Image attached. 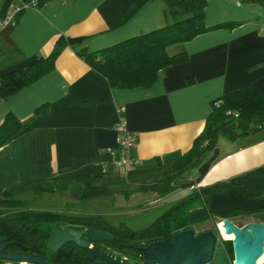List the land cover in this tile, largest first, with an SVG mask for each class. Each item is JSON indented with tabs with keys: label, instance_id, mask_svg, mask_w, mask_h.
<instances>
[{
	"label": "crops",
	"instance_id": "obj_1",
	"mask_svg": "<svg viewBox=\"0 0 264 264\" xmlns=\"http://www.w3.org/2000/svg\"><path fill=\"white\" fill-rule=\"evenodd\" d=\"M180 1L46 0L0 30V75L48 56L60 37L81 40L61 51L51 71L0 103V122L7 113L22 121L38 107L46 109L0 147L1 191L50 179L66 191L85 184L129 190L157 182L192 147L215 100L245 86L264 95V9L243 0H206L208 27L238 26L169 47L170 56L185 53L187 61L158 71L148 88H112L77 55L79 49L98 51L171 24L169 9ZM14 3L0 0V20ZM120 119L138 134L139 165L126 175L105 156L116 146ZM188 172L186 189L175 180V191L159 197L171 201L169 208L191 186L224 182L240 193L211 194L207 207L249 212L239 216L264 223V123L235 140L220 137Z\"/></svg>",
	"mask_w": 264,
	"mask_h": 264
},
{
	"label": "trees",
	"instance_id": "obj_2",
	"mask_svg": "<svg viewBox=\"0 0 264 264\" xmlns=\"http://www.w3.org/2000/svg\"><path fill=\"white\" fill-rule=\"evenodd\" d=\"M243 1L264 9V0ZM206 5V0H181L169 9L171 24L98 51L89 52L86 49H79L76 53L91 69L102 75L112 88L122 90L148 88L155 81L158 71L187 61L185 53L170 56L167 53L169 47L189 42L210 31L232 30L238 26L239 23L231 22L208 27L205 23ZM18 16L19 14L15 19ZM79 41L81 40L60 37L55 41L53 50L48 56L0 75V103L51 71L61 51L66 46H73ZM215 102H220L217 108L214 107ZM45 113V106H40L22 121L7 113L0 122V147L8 143L31 121ZM235 114L237 117H234ZM263 123L264 95L251 86L242 87L212 103V112L205 121L203 131L195 138L192 147L173 164L161 180L129 190L104 184L98 186L85 184L82 188L73 190L72 197L85 202L114 196H122L126 200L135 193L149 192L158 194L160 198L166 197L175 191L174 181L183 177L187 171L197 168L204 157L216 147L220 137L235 140L246 133L258 130ZM54 189L66 190L65 186L55 185L53 179L0 190V236L7 242H16L28 249L24 252L5 250V253L38 254L54 264H100L99 259L94 261L86 259L88 250H59L56 253L45 250L50 227L63 222L76 229L93 228L96 231L104 230L112 234L114 236L112 241L98 243L102 251L125 264H143L140 254L135 250L136 247H145L150 243L171 238L174 233L180 231H197L196 227L205 223L213 224L215 218L230 219L249 213L238 210L216 213L207 207L211 194L228 191L240 193L238 187L224 182L190 190L186 197L173 204L151 225L141 230H132L124 223L118 226L110 225L100 216L13 209L23 204V201L17 197L21 192L28 190L39 195L50 194ZM261 200L264 201V198ZM261 211L264 212V208ZM222 245L233 258L231 242L222 241ZM0 264L16 263L0 260ZM225 264H229L227 259Z\"/></svg>",
	"mask_w": 264,
	"mask_h": 264
},
{
	"label": "water",
	"instance_id": "obj_3",
	"mask_svg": "<svg viewBox=\"0 0 264 264\" xmlns=\"http://www.w3.org/2000/svg\"><path fill=\"white\" fill-rule=\"evenodd\" d=\"M219 234L232 235V264H257L264 257V223L249 222L243 226L235 225L230 219H222L217 225ZM52 238L45 244V249L56 253L67 243H73L82 249H89L86 259L100 260V264H125L108 256L99 248L90 249L95 243L112 241L114 236L104 230L86 228L74 230L51 227ZM217 238L214 232L196 233L184 230L174 233L170 238L150 243L145 247H136L143 264H225L226 257L222 250H216ZM22 248L16 242H6L0 236V260L16 264H54L44 260L38 254L5 253L8 247ZM24 252L25 250H21Z\"/></svg>",
	"mask_w": 264,
	"mask_h": 264
},
{
	"label": "rangeland",
	"instance_id": "obj_4",
	"mask_svg": "<svg viewBox=\"0 0 264 264\" xmlns=\"http://www.w3.org/2000/svg\"><path fill=\"white\" fill-rule=\"evenodd\" d=\"M189 175L190 172L186 173L177 181L178 184L183 185V189H186ZM117 187L121 188V186H116V188ZM72 192L73 191H62L54 189L50 194L44 193L38 195L31 191H28L23 195L17 196L19 200L23 201L24 205L22 204L21 206L13 209L16 211L23 209L31 211L46 210L52 211L54 213L66 215L70 214L76 216H79L81 214L92 217L100 216L104 221H109L113 226H118L120 223H124L128 228L132 230H141L151 225L154 220L162 215L169 208V205H171V201L165 203L164 200L159 199V196L157 197L149 193H135L130 197V199L126 200L122 196H114L110 198H100L85 202L78 201L77 199L72 197ZM248 220H253V218L234 216L232 222L237 226H243L247 224ZM220 221L221 219L215 218L213 224H201L196 227V233L212 227L214 232H219L217 229V225ZM230 237L233 238L231 235ZM221 239V242L223 240L225 242H228L224 239L223 236H221ZM224 251L228 263L232 264L233 258H231L228 250ZM261 264H264V260Z\"/></svg>",
	"mask_w": 264,
	"mask_h": 264
},
{
	"label": "built area",
	"instance_id": "obj_5",
	"mask_svg": "<svg viewBox=\"0 0 264 264\" xmlns=\"http://www.w3.org/2000/svg\"><path fill=\"white\" fill-rule=\"evenodd\" d=\"M15 3L10 7L7 16L0 20V30L12 24L15 17L22 11L39 6L41 2L46 0H13ZM65 1V0H61ZM264 32V26L260 28ZM220 102H215L214 107H218ZM121 112V110H120ZM230 113H228L229 115ZM234 117H237L235 114ZM116 132V146L107 148L105 156L109 158L110 163L122 174L126 175L139 165V159L135 156L134 150L138 143V134L128 130L125 121L120 119L115 126ZM190 190H197L196 187H190Z\"/></svg>",
	"mask_w": 264,
	"mask_h": 264
},
{
	"label": "flooded vegetation",
	"instance_id": "obj_6",
	"mask_svg": "<svg viewBox=\"0 0 264 264\" xmlns=\"http://www.w3.org/2000/svg\"><path fill=\"white\" fill-rule=\"evenodd\" d=\"M222 220V219H221ZM58 227L60 230H63V229H65V228H72V229H74V230H80V229H76V228H73L71 225H65V224H63V222H61V223H58L57 225H52L51 227ZM70 226V227H69ZM51 227H50V229H51ZM204 231H212V232H214V230H213V227L212 228H209V229H207V230H203V232ZM196 232V231H195ZM199 232V231H198ZM202 232V231H201ZM214 234L216 235V238H217V242H216V246H215V248H216V250H218V249H220V250H222L223 251V253H224V255H225V257H226V254H225V248H224V246L222 245V242H221V237H220V234H219V232L218 233H216V232H214ZM219 234V235H218ZM52 238V234H51V232H49V238H48V241L50 240ZM171 239V238H170ZM224 241V240H223ZM7 242V241H6ZM19 244V243H18ZM21 245V244H20ZM99 244L98 243H95V244H93V245H91V247H89L90 249H93V248H99V249H101V246H98ZM22 246V245H21ZM22 248L23 249H21V248H17V247H8V248H5L4 250H28L26 247H23L22 246ZM32 250H35V249H32ZM46 250V249H45ZM58 250H89V249H82V248H80V247H78V246H76L75 244H73V243H67V244H65L64 246H62L60 249H58ZM102 250V249H101ZM20 254V253H19Z\"/></svg>",
	"mask_w": 264,
	"mask_h": 264
},
{
	"label": "bare ground",
	"instance_id": "obj_7",
	"mask_svg": "<svg viewBox=\"0 0 264 264\" xmlns=\"http://www.w3.org/2000/svg\"><path fill=\"white\" fill-rule=\"evenodd\" d=\"M221 230V234H222V236L224 237V239L225 240H231L232 238L230 237V236H226V235H224V232H223V230L222 229H220ZM221 237V236H220ZM263 260H264V257H261L260 259H259V261H258V263L257 264H261L262 262H263Z\"/></svg>",
	"mask_w": 264,
	"mask_h": 264
}]
</instances>
